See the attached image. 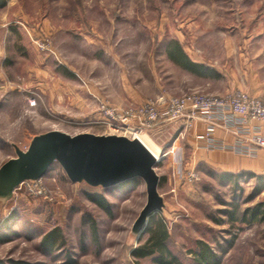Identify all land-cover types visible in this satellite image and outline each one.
<instances>
[{
	"label": "rangeland",
	"instance_id": "1",
	"mask_svg": "<svg viewBox=\"0 0 264 264\" xmlns=\"http://www.w3.org/2000/svg\"><path fill=\"white\" fill-rule=\"evenodd\" d=\"M175 40L215 75L199 77L172 62L167 49ZM254 71L264 76V0H7L0 7V167L15 158V144L27 150L36 135H122L114 130L117 111L189 93L245 92ZM183 131L160 123L142 133L163 153L156 167L171 251L193 264L187 252L197 240L213 247L234 242L222 264H264V223L231 222L225 213L236 201L242 210L263 202L264 190L249 178L239 191L220 184L184 138L177 142ZM92 193L106 197L110 212L87 198ZM147 199L142 180L132 188H92L72 184L54 163L1 208L0 224L12 221L0 259L135 264L132 229ZM55 227L67 245L45 254L41 238Z\"/></svg>",
	"mask_w": 264,
	"mask_h": 264
},
{
	"label": "water",
	"instance_id": "2",
	"mask_svg": "<svg viewBox=\"0 0 264 264\" xmlns=\"http://www.w3.org/2000/svg\"><path fill=\"white\" fill-rule=\"evenodd\" d=\"M14 150L15 158L0 167V210L22 183L42 179L58 163L72 184L110 189L135 178L145 182L147 203L132 229L136 242L150 217L165 211V199L159 193L157 157L140 138L88 132L71 136L58 130L34 136L27 150L16 144Z\"/></svg>",
	"mask_w": 264,
	"mask_h": 264
},
{
	"label": "trees",
	"instance_id": "3",
	"mask_svg": "<svg viewBox=\"0 0 264 264\" xmlns=\"http://www.w3.org/2000/svg\"><path fill=\"white\" fill-rule=\"evenodd\" d=\"M7 0H0V7H5ZM169 59L176 65L181 66L183 69L192 72L199 77L214 76L215 73L206 67L204 64H198L191 60L185 50H183L179 41H172L168 46ZM209 172L213 175L220 184L232 186L235 190H240V183L243 179L256 180V189L258 192L264 190V175L259 176L254 173H227L216 171L212 167ZM139 178L132 179L124 184L118 185V188L136 187ZM161 181V180H160ZM161 186V183H160ZM125 187V188H124ZM91 201L96 203L103 210L110 212V203L104 195L92 193L88 197ZM240 202L236 201L233 204V211H225L226 215L230 218L231 222L239 221L242 224L264 223V201L249 209L242 210ZM12 218H8L2 225L0 224V243H3L9 238L10 223ZM222 221L217 220V224L221 225ZM94 232L96 233L95 224H92ZM170 225L161 214H154L150 217L144 233L138 239V245L131 250V255L135 259V264H140V261L152 258L153 264H185L180 258L174 254L170 247L171 241ZM41 249L45 254L60 253L67 242L65 240L62 228L55 227L54 229L46 232L41 238ZM234 242H229L224 245L218 244L213 247L211 243L204 240L196 241V249L187 252L191 255L193 264H222L224 256L232 248ZM68 257V256H67ZM67 264H77L70 257ZM0 264H7L4 260L0 259Z\"/></svg>",
	"mask_w": 264,
	"mask_h": 264
},
{
	"label": "built area",
	"instance_id": "4",
	"mask_svg": "<svg viewBox=\"0 0 264 264\" xmlns=\"http://www.w3.org/2000/svg\"><path fill=\"white\" fill-rule=\"evenodd\" d=\"M252 121H264V98H257L242 91L217 97L189 93L186 97L174 96L170 99H160L158 102L148 100L128 112L117 111L116 117L113 118L116 125L114 130L121 131L122 135L129 138L142 135L145 130L157 127L160 123L180 124L183 132H186L195 128L197 123L206 122L210 129L206 137L211 147L220 143L212 136V131L219 126L238 138L230 149L254 156L257 151L264 149V130L251 126ZM181 135L182 132L178 138ZM160 161L161 159L157 158V162ZM191 177H194V174Z\"/></svg>",
	"mask_w": 264,
	"mask_h": 264
},
{
	"label": "crops",
	"instance_id": "5",
	"mask_svg": "<svg viewBox=\"0 0 264 264\" xmlns=\"http://www.w3.org/2000/svg\"><path fill=\"white\" fill-rule=\"evenodd\" d=\"M242 89L254 97L264 98V76L261 72L254 71L247 78L246 83L242 85ZM251 126L261 127L264 130V121H252ZM209 130V124L199 122L195 128L182 132L180 136L186 140L198 162H205L218 172L232 174L251 172L259 176L264 175V149L257 151L254 156L241 154L230 149L236 144L238 138L219 126L212 131V136L214 140L220 143L211 147L210 141L206 137Z\"/></svg>",
	"mask_w": 264,
	"mask_h": 264
},
{
	"label": "bare ground",
	"instance_id": "6",
	"mask_svg": "<svg viewBox=\"0 0 264 264\" xmlns=\"http://www.w3.org/2000/svg\"><path fill=\"white\" fill-rule=\"evenodd\" d=\"M137 138H140V140L144 143L145 146L149 148V150L154 153V155L161 159L163 156V153L161 152V149L156 145V143L153 141L152 138H150L147 134L145 135H138Z\"/></svg>",
	"mask_w": 264,
	"mask_h": 264
}]
</instances>
